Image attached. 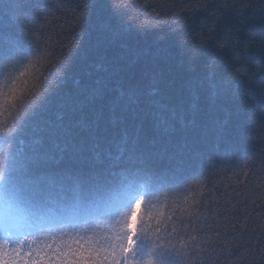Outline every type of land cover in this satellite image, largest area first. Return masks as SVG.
Segmentation results:
<instances>
[{
    "label": "trees",
    "instance_id": "obj_1",
    "mask_svg": "<svg viewBox=\"0 0 264 264\" xmlns=\"http://www.w3.org/2000/svg\"><path fill=\"white\" fill-rule=\"evenodd\" d=\"M86 2L0 0V83L7 87L31 60L24 76L16 73L15 89L19 94L30 87L42 68L40 55L73 38L78 6ZM124 2L131 7L122 22L132 31L101 59L89 47L104 34L105 24L121 21H110L107 11L99 17L93 12L85 26L91 39L85 35L84 54L66 64L56 83L14 124L0 127V154L7 160L0 177V236L15 219L37 248L55 236L64 251L77 248L73 241L79 240L94 250L93 258L96 252L103 258L108 241L115 244L124 230L116 220L127 219L130 203L143 196L131 216L137 234L129 260L135 264H241V255L250 264H264L261 0H208L252 4L240 17L227 10L221 17L216 38L227 24L238 39L228 63L221 62L211 78L206 64L214 44L188 63L190 37L214 23L208 13L191 11L198 0ZM237 56L251 70L237 95L229 89L216 101L221 110L210 112L211 86L234 72L231 61ZM116 57L120 61H113ZM194 97L201 120L225 121L224 136L201 143L198 157L183 167L130 163L149 139L159 140L155 125L188 118ZM9 120L8 113L0 114V123ZM53 129L55 135H46ZM38 139L44 145L36 144ZM41 148L60 161L34 162ZM42 177L55 181L51 189Z\"/></svg>",
    "mask_w": 264,
    "mask_h": 264
},
{
    "label": "snow or ice",
    "instance_id": "obj_2",
    "mask_svg": "<svg viewBox=\"0 0 264 264\" xmlns=\"http://www.w3.org/2000/svg\"><path fill=\"white\" fill-rule=\"evenodd\" d=\"M78 7L81 8V12L77 18L76 28L72 30L73 38L67 40L66 43L62 42L58 51L45 49V54L39 57L40 61L43 62L42 68L34 78L35 82L30 87L19 94H17L15 89L16 80L18 79L16 73L19 76H24L25 73L22 69L30 66L31 60H29L28 65L22 66L11 77L7 87L0 83V97L3 98L2 102H0V114L6 112L10 117L9 121L0 123V127L10 121L14 124L30 106H33L56 83V78L62 74L63 67L77 55L84 54L85 35L91 39V31L86 33L85 26L89 25L93 12L99 17L103 12L107 11L110 21H121L117 26H113L111 23L105 24L103 26L104 34L97 36L94 43L89 47L88 52L100 54L101 59L108 54L114 45L132 31L131 25H126L122 22L124 17L129 14L131 7L124 0H87L86 3ZM251 7L252 4L243 2L240 4L225 3L214 5L209 3L208 0H198L192 6L191 11L195 13L200 10L208 13V16L213 18L214 23L208 25L207 32H204L202 26L199 35L190 37L191 55L188 63H191L202 51H205L213 44L214 51L209 55L206 64V68L209 69V78L215 74V70L220 67L221 62L228 63V52L235 46L234 42L238 39L237 30L225 24L223 28L219 29L221 35L217 39L219 21L224 16L225 10L232 13L234 17H240ZM258 7L264 13V0H261ZM210 9L213 10L210 11ZM120 46L125 47L123 44ZM113 61H120V58H113ZM231 62L234 66V72L221 81L220 86L215 84L211 86L210 112L221 110V106L216 101L220 97L227 96L229 89H231L233 96L237 95L241 81L244 79L245 74L251 70L250 66L241 63L240 56L233 57ZM261 69H264V63H259L257 71ZM261 88L264 90V83L261 84ZM121 95H123V92ZM198 99L199 97H194L188 118L185 119L184 116H181L178 125L168 124L163 120L155 125L152 131L158 135L159 140L149 139L143 148L129 157L130 163L138 166L183 167L198 157L197 149L201 143L209 137H214L215 139L223 137L225 121L219 119L201 120L199 118V109L195 102ZM46 135H55V130H49ZM124 135L125 139H127V134L125 133ZM261 142L264 144V125H262ZM44 143L43 139L36 141V144L41 146ZM258 158L264 163V148L259 152ZM33 160L40 166H46L58 163L60 157L46 153L41 148L40 151L34 154ZM6 164V158L0 154V177H2ZM42 183L48 189H51L55 181L48 177H42ZM135 200L139 205L143 200V196H139ZM128 220L130 223L124 225V229H127V235H117L115 237L117 241L123 240L125 243L119 245L108 243L107 248L103 249L105 253L103 258H101L99 252H96L95 258H93L94 250L83 248L79 240L73 241L77 248L69 247L67 251H64L55 245V236H53L52 243H48L45 248H37L34 246L32 236L24 231L17 220L13 219L7 233L0 236V264H121L122 258L131 252L135 243L133 237L136 231L131 222V216L128 217ZM237 253L238 249L233 252V254ZM260 253L264 256V247L260 249ZM240 261L241 264H250L243 255L240 256Z\"/></svg>",
    "mask_w": 264,
    "mask_h": 264
},
{
    "label": "clouds",
    "instance_id": "obj_3",
    "mask_svg": "<svg viewBox=\"0 0 264 264\" xmlns=\"http://www.w3.org/2000/svg\"><path fill=\"white\" fill-rule=\"evenodd\" d=\"M138 206L139 205L137 204L136 200H134V201H132L130 203V205L128 207V209L130 210L129 213H128V217L129 216H133L134 213L137 212ZM131 222L133 223V226H134V221H131ZM116 223L118 225H125V224L130 223V221L128 220V218L127 219L121 218V220H116ZM136 234H137V232H136ZM118 235H120V236H126L127 235V229H124L121 233H118ZM108 243H112L111 240H109ZM122 243H125V242L123 240H119V241H116L115 244L119 245V244H122ZM132 250H133V246H132ZM132 250H131V252H129V253L126 254V257L122 258L121 264H135V261H130L129 260V257H130V255L132 253Z\"/></svg>",
    "mask_w": 264,
    "mask_h": 264
},
{
    "label": "rangeland",
    "instance_id": "obj_4",
    "mask_svg": "<svg viewBox=\"0 0 264 264\" xmlns=\"http://www.w3.org/2000/svg\"><path fill=\"white\" fill-rule=\"evenodd\" d=\"M140 206L142 205V202L139 204ZM135 241V240H134ZM133 247H134V245H133Z\"/></svg>",
    "mask_w": 264,
    "mask_h": 264
}]
</instances>
